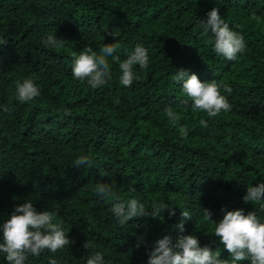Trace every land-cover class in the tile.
<instances>
[{"label": "trees", "instance_id": "16d2710c", "mask_svg": "<svg viewBox=\"0 0 264 264\" xmlns=\"http://www.w3.org/2000/svg\"><path fill=\"white\" fill-rule=\"evenodd\" d=\"M213 8L245 37L246 50L234 60L217 54L213 34L203 32ZM50 34L64 46L45 47ZM0 35L8 40L0 46V106L12 109L0 110V224L29 200L38 212L57 213L73 241L26 264H48L49 257L86 264L94 251L105 264H147L156 241L190 234L230 261L212 221L243 209L264 222V201L243 200L247 187L264 183V0H0ZM111 43L120 45L119 60L108 57L106 86L92 89L73 77L74 52L90 46L99 53ZM137 45L147 49L149 66H134L137 79L124 87L119 63ZM181 69L230 85L231 94L221 92L231 111L209 118L185 105L173 80ZM26 78L40 95L21 103L16 84ZM166 106L180 117L175 125ZM80 156H90L91 167H74ZM97 183L112 184L121 199L136 197L149 211L153 204L174 206L175 215L121 225L111 202L94 193ZM185 210L192 219L181 232ZM87 241L95 247L85 249ZM0 264H8L3 253Z\"/></svg>", "mask_w": 264, "mask_h": 264}, {"label": "clouds", "instance_id": "9594fccd", "mask_svg": "<svg viewBox=\"0 0 264 264\" xmlns=\"http://www.w3.org/2000/svg\"><path fill=\"white\" fill-rule=\"evenodd\" d=\"M207 21L201 22L203 32L209 31L214 36V51L225 57L227 60H234L238 54L246 50L244 35L233 31L229 24L222 19L218 8H213L207 13ZM109 35L116 40L113 32L106 30ZM64 40L57 39L54 34H50L43 41L45 47L62 48ZM8 43L4 36L0 35V46ZM118 43L104 44L99 53L90 46H85L78 54L73 53L72 75L75 79L86 81L92 89H98L107 85L112 78L108 57L115 56ZM139 65L141 69L149 66V56L147 49L142 45H137L134 51L122 62L119 63L121 75L119 82L124 87H131L133 81L137 79L134 66ZM173 80L180 83L183 93L187 96L185 105L191 102V107L207 114L209 118H216L222 113L230 112L232 105L223 92L231 94L232 88L228 84H220L215 80L202 82L196 74L187 70L176 72ZM40 95V89L31 78H26L22 83L16 84V97L21 103L34 100ZM4 113H10L12 109L8 106H0ZM166 116L173 125L180 119L179 115L173 111L171 106L164 109ZM200 125L208 127L205 119H200ZM182 137L187 136V130L180 129ZM92 158L90 156H80L73 166L83 168L91 167ZM135 192V188H130ZM94 193L105 202H111V212L118 222L123 225L133 218L151 217L157 219L162 213L167 211L169 216H174V206L169 207L165 203L153 204L149 211L145 204L138 198L133 197L128 200L121 199L114 190V186L109 183H97ZM243 200L248 202L264 201V183L247 187ZM264 207V205H262ZM222 211H224L222 209ZM205 219L211 220V214L205 210ZM182 220L177 225L181 232L184 231L183 221L191 220L189 211H181ZM213 234L218 238L231 257V260L220 259V250L213 251L209 246H200V242L195 235H181L173 243L168 236L156 241V246L152 249L147 264H237L240 261H250V264H264V222L254 211L245 214L243 209L224 211L222 219L213 222ZM69 228L64 226V221L57 219V213L51 211L38 212L33 203L29 200L14 208L10 217L0 224L2 240H0V253L5 254L8 264H26L29 256L38 257L42 252L48 250L56 253L61 249L68 248L73 241L68 237ZM83 247L85 249L94 248L92 241H87ZM139 247V243L137 244ZM48 264H60L54 257H49ZM86 264H105L104 254L94 251L87 259Z\"/></svg>", "mask_w": 264, "mask_h": 264}]
</instances>
